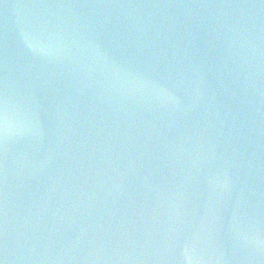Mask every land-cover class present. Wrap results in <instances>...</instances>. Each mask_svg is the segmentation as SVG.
<instances>
[{"label": "water", "instance_id": "water-1", "mask_svg": "<svg viewBox=\"0 0 264 264\" xmlns=\"http://www.w3.org/2000/svg\"><path fill=\"white\" fill-rule=\"evenodd\" d=\"M4 264H264V0H0Z\"/></svg>", "mask_w": 264, "mask_h": 264}, {"label": "snow or ice", "instance_id": "snow-or-ice-1", "mask_svg": "<svg viewBox=\"0 0 264 264\" xmlns=\"http://www.w3.org/2000/svg\"><path fill=\"white\" fill-rule=\"evenodd\" d=\"M0 264H4V261H3V259H0Z\"/></svg>", "mask_w": 264, "mask_h": 264}]
</instances>
